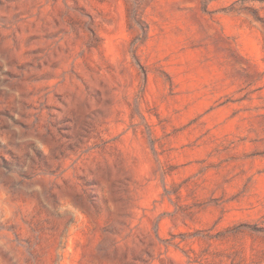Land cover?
<instances>
[{"label":"rangeland","instance_id":"374dc122","mask_svg":"<svg viewBox=\"0 0 264 264\" xmlns=\"http://www.w3.org/2000/svg\"><path fill=\"white\" fill-rule=\"evenodd\" d=\"M0 264H264V0H0Z\"/></svg>","mask_w":264,"mask_h":264}]
</instances>
